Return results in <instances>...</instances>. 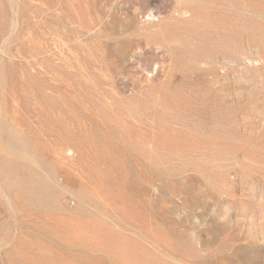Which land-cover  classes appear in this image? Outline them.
Wrapping results in <instances>:
<instances>
[{"label":"rangeland","instance_id":"obj_1","mask_svg":"<svg viewBox=\"0 0 264 264\" xmlns=\"http://www.w3.org/2000/svg\"><path fill=\"white\" fill-rule=\"evenodd\" d=\"M0 264H264V0H0Z\"/></svg>","mask_w":264,"mask_h":264}]
</instances>
